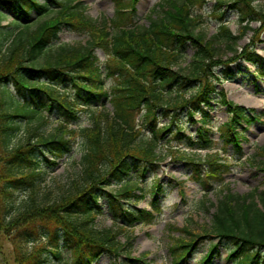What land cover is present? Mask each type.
<instances>
[{
  "label": "trees",
  "instance_id": "trees-1",
  "mask_svg": "<svg viewBox=\"0 0 264 264\" xmlns=\"http://www.w3.org/2000/svg\"><path fill=\"white\" fill-rule=\"evenodd\" d=\"M113 1L114 15L98 23L86 15L82 0H0V8L25 22L40 16L30 30L31 23L2 25L5 16L0 11V242L10 244L13 264H93L102 255L112 258L111 264L141 262L130 258V243L120 242L117 232L93 226L101 213L100 198H107L112 220H121L125 229L152 223L154 213L160 212L154 198L157 184L148 191L153 197L150 210L124 206L144 197L141 181L146 173H154L168 156L185 160L193 166L190 181L206 191L209 179L222 182L229 170L228 160L218 152L232 147L240 159L242 126L258 120L253 110L227 101L217 84L233 76L231 66L238 60L264 65L253 51L260 41L258 29L251 27L259 23L264 30V8L253 5L259 0H215L217 6L238 13L240 28L233 34L222 13L214 12L220 26L210 37L193 11L206 0H163L144 25L134 19L136 0ZM63 27L85 35L86 43L53 48ZM249 31H256L255 39L240 48ZM187 44L193 54L185 64ZM95 49L105 52L103 63ZM107 80L112 84L106 89ZM56 83H71L79 101L62 100ZM9 84L14 93L6 101L2 87ZM213 95L229 115L217 128V141L210 138ZM105 100L111 113L104 108L92 112L89 127L71 130L68 123H60L50 135L30 133L23 142L13 143L22 122L51 112L55 103L77 121L71 106L83 109ZM182 114L190 123H199L196 137L184 134ZM145 129L150 132L147 138L142 135ZM78 140V171L49 199L43 189L46 169L54 168ZM201 150L211 153L204 159L192 156ZM246 161L264 172V146ZM111 185L117 188L107 191ZM198 209L212 210L209 224L200 229L203 236L187 239V224L167 226L169 234H178L170 235L172 264H180L200 237L215 241L209 256L226 243L234 264H264V190L240 195L221 183L217 202L200 201ZM204 262H210L208 256Z\"/></svg>",
  "mask_w": 264,
  "mask_h": 264
},
{
  "label": "rangeland",
  "instance_id": "rangeland-1",
  "mask_svg": "<svg viewBox=\"0 0 264 264\" xmlns=\"http://www.w3.org/2000/svg\"><path fill=\"white\" fill-rule=\"evenodd\" d=\"M51 3V0H41ZM86 7V15L98 23L109 19L114 15L115 6L113 0H82ZM163 0H136L134 9V19L138 21L139 25H144L148 22V16L152 10ZM257 8H264V0H259L253 3ZM0 11L5 18L2 25L11 22H21L23 24L33 23L40 16L32 15L29 22L19 19L9 9H2ZM194 15L199 16L201 20L200 29L206 33L208 37L216 34L220 22L217 21L212 14L222 13V20L231 30L233 34H238V13L229 9L227 5L217 6L215 0H206L205 5L201 8L193 10ZM251 27L257 31L259 42H255L253 46L254 53L259 56L264 62V30H259V23H252ZM32 24L30 30H33ZM255 31V32H256ZM255 32L249 31L246 36L239 42L240 48L255 39ZM87 41V37L79 32H73L68 28H62L58 35L57 42L52 43V47L56 48L59 45L65 44L69 46L83 45ZM8 44V43H7ZM193 49L190 44H187L184 49V63H189ZM95 55L100 63L106 60V54L100 49H95ZM233 76L230 80L217 84L218 91H223L226 99L235 104L241 105L246 109L254 110L258 115V120L253 122L250 126L243 125L244 140L241 143L243 156L238 159L234 155V149L228 147L226 152H218L219 156L229 160V170L222 176V182L218 179H209L206 182V191L201 187L190 181L189 177L192 175L193 166L185 160L171 159L169 156L164 159L154 173L148 172L145 174V179L141 181L144 188V197L136 199V202L130 200L125 203V208H141L150 210V205L153 200L149 190L155 183L160 186L155 190L156 202L159 204V213L154 215V221L150 224H136L130 229L123 227L121 220L113 221L108 206V200L102 196L99 200L101 213L97 215L93 221V226L96 229H112L117 232L118 240L120 242L130 243V258L140 259L142 263L136 264H172L171 256L169 254V247L171 244L170 234L167 230L168 225H174L177 228H183L186 224L189 225V231L193 238L194 235H201L200 229L209 224L211 219L210 212H204L198 209L200 201H207V203H216L219 198V191L221 183L227 186L232 193L245 195L251 191L264 190V172H262L257 165H252L246 161L251 158L257 147L264 146V65L261 67L252 65L243 60H238L232 66ZM112 81L107 80L105 87L108 88ZM62 100L68 103L79 101L76 96V90L71 83H56L54 85ZM6 101L8 96L14 92L12 85H7ZM218 95L213 96L212 109L210 110L211 123L214 126V131L210 134V138L218 140V132L216 129L222 123L229 119V116L224 107L218 105ZM54 104V103H53ZM55 106V107H54ZM52 111H43L40 118L26 123L20 124V130L16 132L13 138L14 142H23L30 133H42L50 135L55 132V129L60 123H70L68 128L77 130L80 127H88L91 125L90 114L92 112L101 111L102 108L106 112L111 111L110 104L105 100L101 106L93 104L83 109H78L73 106V113L77 117V122L71 123L72 118L64 115L62 111L54 104ZM103 110V109H102ZM181 122L184 125V134L186 136L195 134L196 128L199 124H192L188 119L181 115ZM199 121V116L195 118ZM168 119H163L166 123ZM240 131V130H239ZM144 137H149V130L145 129L142 132ZM196 137V135H194ZM80 142L76 141L71 152L58 160L56 166L51 169H46L45 184H43L44 192L49 193V199L53 198L65 188L69 179H71L78 171V164L80 160ZM173 145H176L174 143ZM219 146V145H218ZM209 152L199 151L195 158L203 159ZM115 185H111L107 191H114ZM171 236L177 237V234ZM195 248L186 255L181 264H205L204 257L209 253L210 247L215 241H210L209 238L200 237L196 240ZM1 264H13V251L7 241L0 242ZM229 249L226 243L219 244L209 256V263L206 264H233L229 258ZM113 261L108 255L100 256L93 264H111Z\"/></svg>",
  "mask_w": 264,
  "mask_h": 264
}]
</instances>
